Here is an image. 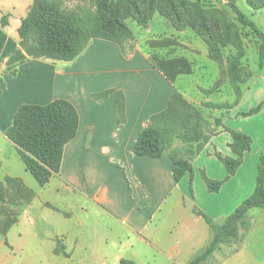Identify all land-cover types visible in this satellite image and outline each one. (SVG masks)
<instances>
[{"label": "crops", "instance_id": "0c3cea01", "mask_svg": "<svg viewBox=\"0 0 264 264\" xmlns=\"http://www.w3.org/2000/svg\"><path fill=\"white\" fill-rule=\"evenodd\" d=\"M32 2L33 0H0V73L6 84L0 89V113L5 120L7 117L6 123L0 125L2 135L9 138L6 134L11 124L9 120H13L22 104H46L57 98L72 101L79 112V128L75 138L64 148L60 171L56 174L61 185L69 191H79L91 206H99L103 212L129 223L128 227L139 234L143 241L155 245L153 240L143 237L142 233L153 222L154 214L162 211L168 204L172 193H181L180 183L173 176L170 152H181L185 158H192V151L198 144L175 139L162 157L140 156L134 153V144L139 133L150 124L153 115L167 108L173 93L180 91L191 103L201 108L207 119L210 139L194 158L197 156L198 160L206 154L209 158L220 160L217 153L233 155L229 145L232 136L228 129L248 133L244 130L242 121L257 119L264 114V70H252L251 79L241 85L238 101L226 68L215 70V81L210 89L222 80L220 86L213 91L209 90L206 96H194L189 95L187 88L177 85V80L183 75L174 82L168 80L152 64L149 58L151 53H147L133 39L121 46L110 40L95 38L71 61L31 58L18 66L16 75L10 76L5 73L7 60L19 47V38L13 39L10 36L9 27L14 24L18 30ZM5 16L7 23L3 25ZM8 46L10 50L6 51ZM190 56L209 59L208 47L203 44L193 46ZM186 57L191 60L189 56ZM194 66L195 63L193 68ZM195 73L194 68L191 74ZM197 89L203 90L201 85ZM248 98L250 99L247 100ZM117 99L124 103L122 118L119 115ZM225 102L237 104L233 108H214L207 105ZM243 103L247 107H243ZM259 104H262L259 113L248 117L238 115ZM217 119L222 123L218 124ZM238 171L225 185L238 176ZM227 175L228 173L224 177ZM187 176L189 175L184 178ZM254 187L255 184L251 187V192ZM221 191L222 189L219 192ZM35 198L20 197L16 200L27 205L23 206L18 221L13 226L20 222L23 212L34 206ZM194 199L196 200L195 197ZM179 200L185 204L188 198L182 194ZM39 202L41 207L58 209L52 205L50 199ZM104 202H112L115 210ZM64 204L65 217H72L73 204ZM89 209L81 204L82 212ZM196 214L197 219L204 218L200 213ZM205 214L213 219V213ZM76 220V225L83 226L77 215ZM179 232L171 233L173 240L174 236L177 238V243L172 244L170 251L180 249L181 241L184 242L195 234L194 230L189 229L186 233L181 230ZM77 240L74 242L77 243Z\"/></svg>", "mask_w": 264, "mask_h": 264}, {"label": "trees", "instance_id": "16d2710c", "mask_svg": "<svg viewBox=\"0 0 264 264\" xmlns=\"http://www.w3.org/2000/svg\"><path fill=\"white\" fill-rule=\"evenodd\" d=\"M65 1L33 0L18 28L19 47L7 60L5 73L16 75L18 66L31 58L71 61L95 38L123 46L134 38L127 19L132 17L140 25L148 27L157 12L166 17L177 30L193 29L206 43L210 59L226 64V74L237 94L236 101L241 96V84L249 81L253 75L252 70L244 64L245 34L257 37L259 66L264 70V30L242 11L237 0H228L235 13L234 17L226 9L206 6L202 0H92L91 5H78L77 8L65 7ZM247 3L255 10L264 8V0H247ZM6 23L7 16L3 18V25ZM166 42L163 40L151 44L155 47ZM226 48L232 50L225 57ZM149 58L154 67L171 82L181 75L191 74L194 69V63L185 56L162 57L151 53ZM220 82L222 80L217 85ZM5 86V80L1 78V88ZM236 104L207 103L214 108H233ZM117 106L122 118L123 101L117 99ZM261 108L262 104H259L238 115L252 116L259 113ZM217 123L221 124L222 121L217 119ZM78 128L79 112L75 104L68 99L57 98L46 104H22L6 134L16 145L26 170L41 186H46L52 176L59 173L65 145L75 138ZM228 130L232 136L229 145L233 155L217 153L227 167L228 176L223 180L206 178L210 190L215 192L237 173L245 154L252 149L253 140L250 135L241 130ZM175 139L197 143L192 156L197 155L210 139L207 119L201 108L191 103L180 91L173 93L167 108L153 115L150 124L139 133L134 153L153 158L162 157ZM170 156L174 179L180 181L189 175L192 182L194 167L191 158L179 156L175 151L170 152ZM18 179L8 176L6 181ZM4 187L3 182H0V203L5 201ZM255 207L264 208V149L260 153L253 192L226 217L224 223L218 225L210 216L199 212L209 224L213 235L204 250L194 255L188 264H208L222 245L239 237L241 229L248 231L251 222L247 214ZM18 218L19 213H9L5 221L0 222L1 233L6 236ZM122 263L135 264L125 259Z\"/></svg>", "mask_w": 264, "mask_h": 264}, {"label": "rangeland", "instance_id": "374dc122", "mask_svg": "<svg viewBox=\"0 0 264 264\" xmlns=\"http://www.w3.org/2000/svg\"><path fill=\"white\" fill-rule=\"evenodd\" d=\"M202 1L206 6L226 9L231 17L235 16L228 0ZM91 3L92 0H66L65 7L77 8L78 5ZM237 4L264 30V8L255 10L248 5L247 0H237ZM127 23L134 32L132 41L142 46L147 53H157L162 57L187 55L194 61L196 73L183 75L177 80V85L187 88L189 95L206 96L209 90L213 91L220 86L219 84L210 89L215 81V70L218 68L225 70L226 64L216 63L210 58L190 56L193 46L199 44L207 46L193 29L177 30L158 12L149 21L148 27L140 25L132 17L127 19ZM9 32L13 39L19 38L14 24L9 27ZM163 40L167 42L162 46L154 47L151 44ZM244 42L246 47L244 64L251 70L259 72L258 70L262 69L259 66L257 37L245 34ZM9 46L5 47L6 51L10 50ZM231 50L232 48L224 49L225 57ZM1 78L3 77L0 73V89ZM197 84L201 85L202 91L197 89ZM242 106L247 107V104L243 103ZM5 121L7 117L5 120L4 115L2 117L0 113V125L3 126ZM9 121L12 124V120ZM242 123L253 143L251 151L245 154L238 176L228 185L224 183L221 192H219L221 189L217 192L211 191L206 178L225 179L227 167L222 161L209 158L206 154L198 160L197 156L195 158L192 156L191 162L194 167L192 182L189 176L179 181L181 193L178 191L172 193L168 204L162 211L154 214L153 222L142 233L143 237L153 240L155 245L143 241L139 234L128 227L129 223L120 221L113 214L103 212L99 206H91L79 191L65 189L56 174L46 186H41L35 177L25 170L24 162L13 141L2 135L0 130V182L5 186L3 189L5 201L0 203V222H4L9 213L20 214L23 206L27 205L16 202L17 199L36 197L34 206L22 213L20 222L10 228L6 236L0 231V264H123V259L131 260L135 264H188L194 255L204 250L213 235L206 220L197 219L196 213H213L214 222L221 225L252 193L251 187L257 177L260 153L264 149V114L257 119L244 120ZM177 154L184 157L181 152ZM8 176L19 179L6 181ZM68 184L73 185L71 182ZM182 194L188 198L185 204L179 200ZM49 199L58 209H52L50 206L41 207L39 201ZM66 202L73 204L72 217H65L63 207L65 208ZM81 204L89 207V211L82 212ZM104 204L115 210L112 202ZM76 215L81 218L83 226L76 225ZM247 216L251 222L249 230L241 229L239 237L229 244L222 245L208 264H264V208H252ZM188 229L194 230L195 234L185 239V243L181 241L180 249L170 251L172 244L177 243V238L173 235V240L171 233L179 230L186 233ZM76 239L77 243L74 242Z\"/></svg>", "mask_w": 264, "mask_h": 264}]
</instances>
